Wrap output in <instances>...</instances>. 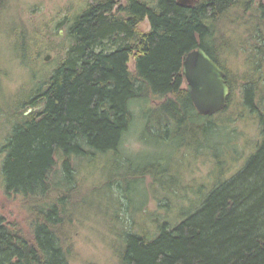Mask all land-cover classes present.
I'll return each instance as SVG.
<instances>
[{
    "label": "trees",
    "instance_id": "1",
    "mask_svg": "<svg viewBox=\"0 0 264 264\" xmlns=\"http://www.w3.org/2000/svg\"><path fill=\"white\" fill-rule=\"evenodd\" d=\"M6 1L0 0V14ZM254 2L199 0L189 6L176 0H88L67 21L71 42L55 69H35L40 76L25 98L0 109L7 126L0 143L5 190L23 197L34 220L30 239L8 228L0 217V264H70L72 245L65 228L73 220V214L67 215L73 202L68 203L66 196L88 192L75 178L72 158L126 152L123 140L134 123L136 102L142 104L143 135L166 151L177 137L191 138L183 141V150L186 145L204 146L201 138L224 130L238 135L229 124L251 114L258 117L260 134L246 161L230 174H226L229 164L221 166L218 156H209L219 172L211 169L208 178L213 180L195 188L185 180L182 168L173 170L163 153L134 169L133 159L126 158V164L120 165L127 167L128 176L148 173L160 183L167 214L154 212L140 227L134 220L128 223L115 216L124 225L119 264H264V112L260 108L264 55L244 60L253 68L243 83L244 111L238 114L228 113L235 102L233 81L221 59L236 52L229 38L222 39V17L238 4L241 11L255 13L259 7ZM258 18L261 31L264 18ZM146 19L149 28L143 30L139 25ZM18 42L25 52L19 57L27 64L32 46L23 35ZM199 46L224 68L231 85L228 104L217 113L224 115L220 120L216 114L201 115L184 85L182 62ZM57 160L62 175L54 183L51 176ZM103 179L94 187L107 191L112 184L105 174ZM55 188L61 192L57 196L50 194ZM185 189L199 193V201L188 198L189 207L182 206L172 215L170 211L181 206ZM149 226L154 232L149 233Z\"/></svg>",
    "mask_w": 264,
    "mask_h": 264
},
{
    "label": "rangeland",
    "instance_id": "2",
    "mask_svg": "<svg viewBox=\"0 0 264 264\" xmlns=\"http://www.w3.org/2000/svg\"><path fill=\"white\" fill-rule=\"evenodd\" d=\"M87 1H6L0 14V109L11 107L16 101L25 98L40 76L35 69L39 68L47 72L55 69L57 62L64 57L66 48L71 42L67 32L69 24L67 21L72 20L85 7ZM261 5L264 6V0H255V7L260 8ZM236 14L235 11L232 12L233 16ZM228 25L234 28L238 23L235 25L228 23ZM139 27L148 30V21L144 20ZM237 29L243 35L247 28L238 26ZM238 34L239 32L236 33V35ZM22 35L29 40L32 46L30 54L32 60H29L27 64L22 62L19 57L25 53L21 43L18 42L22 39ZM231 50L233 52V49ZM47 54H50V58L45 60L44 57ZM252 54L257 57L263 56L264 46L258 47L255 52L244 50L238 55L231 54L227 59L221 58L233 81L232 91L235 102L229 107L228 113L237 112L238 114L242 109L240 100L243 83L250 78L247 76L250 67L244 60L250 58L249 56ZM130 66L132 69L133 60L130 61ZM186 84L187 82L184 85ZM132 108L134 123L124 135L123 140V151L126 152H123L121 156H114L107 152L97 156L72 158L75 178L88 192L76 198L66 196L68 203L73 202L67 208V215L73 214V220L65 228L70 238L68 242L72 245L70 264H87L89 262L119 264L117 252L124 242V238L121 236L124 225L115 218L116 215L120 217V220L129 218L138 222L139 225H146L149 223L146 218L152 213L167 214L164 205L167 203V197L164 195L165 192L160 183L153 180V177L148 173H145L144 177L140 173L128 176L127 167L120 165L126 164L124 161L126 158L133 159L132 169H134L135 166L141 168L155 161L159 154L163 153L171 161L173 170L182 168L185 180L195 188L198 184L213 180V176L208 178L211 169H214L215 173L219 172V168L211 161V156H218V159L223 161V164L220 163L221 166L229 164V172L226 174H230L243 165V162L246 161L245 156L254 149L260 134L258 117L256 114H251L229 124V127L236 129L238 135H230L224 130L218 135L201 138V142H205L204 146L186 145L182 150L183 141L191 140L186 135L175 138L172 142V149L166 151L163 148L154 147L143 135L142 104L136 102ZM260 108L264 112V98ZM222 116L224 115L218 116L217 119L220 120ZM4 120L0 116V143L3 141V135L7 129L3 123ZM206 143L213 147H207ZM3 155L0 150V217L8 228L19 231L23 236L31 239L34 220L30 217L23 197L18 193H7L5 190L1 171ZM104 174L112 184V187L107 191L101 187H94L97 183L104 182ZM61 175V163L57 160L51 176L52 182L58 181ZM135 177L138 178L135 182L127 183V178L134 179ZM168 179L171 182L172 179L169 177ZM56 186L62 188L63 185ZM60 193L57 188L50 192L53 196ZM183 195L185 196L181 201V206L176 209L174 207L173 211H170L172 215L182 206L189 207V199L199 201L200 197V194L197 193L196 196L192 189H185ZM117 200L119 203L115 205ZM144 210H146V214H144ZM154 230V226H149V233Z\"/></svg>",
    "mask_w": 264,
    "mask_h": 264
},
{
    "label": "water",
    "instance_id": "3",
    "mask_svg": "<svg viewBox=\"0 0 264 264\" xmlns=\"http://www.w3.org/2000/svg\"><path fill=\"white\" fill-rule=\"evenodd\" d=\"M194 0H179L181 4ZM50 54L44 59L48 60ZM191 100L201 115H214L228 104L231 88L225 71L202 48L189 51L182 62Z\"/></svg>",
    "mask_w": 264,
    "mask_h": 264
},
{
    "label": "bare ground",
    "instance_id": "4",
    "mask_svg": "<svg viewBox=\"0 0 264 264\" xmlns=\"http://www.w3.org/2000/svg\"><path fill=\"white\" fill-rule=\"evenodd\" d=\"M176 1L178 3H180L179 0H176ZM194 1H189V2H193V3H187V4H183V5H189V6L191 5L192 6V5L196 4L199 0L196 3H194ZM253 1H255V0H253ZM234 11L237 13L235 16L232 15V12H234ZM258 17L264 18V6L263 5L260 6V8H259V10L257 12L250 13V12H247V11L246 12L241 11V5L238 4L233 10H231L227 14H224V16L222 17L221 25H220L221 26L220 30H221V34H222V39H223V41H228V38H229V42L236 49L235 54L238 55V53L241 52V51L249 50V46H251V45H257L256 47L264 46V44H263L264 41L262 40V38L264 39V28H260L261 31H259V27L257 25H258V23H259L261 18L259 19ZM240 20H241L242 23L240 22ZM228 23L234 24V25L236 23H238V25H235L234 28H233L232 26L228 25ZM238 26H240L241 28H244V27L247 28L245 30L246 33L242 35V33L239 31V29H237ZM237 32H239L240 35L239 34L236 35ZM226 33H229V35H226ZM199 47H201V46H199ZM256 49L257 48H253L252 51L255 52ZM230 56H231V54H225L223 56V58H228ZM249 57L250 58H248V59L258 58L256 55H253V54L251 56H249ZM261 57H262V55H261ZM129 65H130V63H129ZM252 68L250 67V70H252ZM222 69L224 70V68H222ZM250 70H248V73H251ZM182 73H183V70H182ZM225 73H226V71H225ZM184 78H185V76H184ZM226 80H227V77H226ZM230 88H231V85H230ZM230 94H231V92H230ZM224 109H222V110H224ZM29 111L30 110L26 111V113H28ZM117 203H119L118 200H117L115 205H117ZM126 221L128 223H130V219L129 218H127ZM139 227H140V225H139ZM136 229H138V227Z\"/></svg>",
    "mask_w": 264,
    "mask_h": 264
},
{
    "label": "flooded vegetation",
    "instance_id": "5",
    "mask_svg": "<svg viewBox=\"0 0 264 264\" xmlns=\"http://www.w3.org/2000/svg\"><path fill=\"white\" fill-rule=\"evenodd\" d=\"M198 0H195L194 3H196Z\"/></svg>",
    "mask_w": 264,
    "mask_h": 264
}]
</instances>
